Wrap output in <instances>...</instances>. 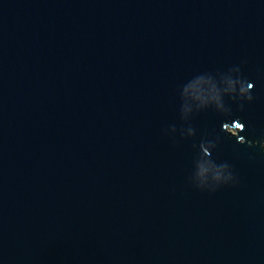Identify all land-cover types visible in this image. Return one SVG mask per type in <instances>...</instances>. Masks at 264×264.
<instances>
[{"label":"water","instance_id":"water-1","mask_svg":"<svg viewBox=\"0 0 264 264\" xmlns=\"http://www.w3.org/2000/svg\"><path fill=\"white\" fill-rule=\"evenodd\" d=\"M242 61L231 135L182 116ZM261 136L264 0H0V264H264ZM205 159L238 183L194 187Z\"/></svg>","mask_w":264,"mask_h":264},{"label":"clouds","instance_id":"clouds-1","mask_svg":"<svg viewBox=\"0 0 264 264\" xmlns=\"http://www.w3.org/2000/svg\"><path fill=\"white\" fill-rule=\"evenodd\" d=\"M244 63L246 62L242 61L239 64L230 66L227 69V73L222 75L219 80L211 75L199 76L186 84L181 92V98L184 101L181 109L182 116L187 118L193 110L200 112L206 109H213L227 118L225 121H222L221 130L231 135L225 128L226 124L233 121L227 122L232 116L231 104L238 105L242 111L245 104H251L255 99L252 91L254 82L242 74ZM235 121H238L237 127L242 131L245 124L240 122L239 118L235 119ZM172 131L174 132L175 129L173 128ZM187 132L188 135L193 136L196 134V129L190 126ZM220 139L221 137L218 134L214 135L210 133L208 138L202 139L201 148L205 152L210 153L211 150L216 149ZM245 142L249 147H258L261 152H264V136L247 141L245 139L240 144H244ZM237 183L238 177L235 170L227 161L217 164L212 160L205 159L197 164L191 177V184L194 187L209 193L215 192L221 187Z\"/></svg>","mask_w":264,"mask_h":264},{"label":"rangeland","instance_id":"rangeland-1","mask_svg":"<svg viewBox=\"0 0 264 264\" xmlns=\"http://www.w3.org/2000/svg\"><path fill=\"white\" fill-rule=\"evenodd\" d=\"M230 131H233L231 128H229Z\"/></svg>","mask_w":264,"mask_h":264}]
</instances>
